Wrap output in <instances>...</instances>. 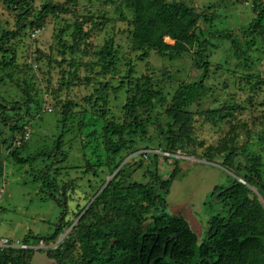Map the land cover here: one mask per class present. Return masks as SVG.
<instances>
[{
  "label": "rangeland",
  "instance_id": "obj_1",
  "mask_svg": "<svg viewBox=\"0 0 264 264\" xmlns=\"http://www.w3.org/2000/svg\"><path fill=\"white\" fill-rule=\"evenodd\" d=\"M26 1L31 10L20 20L25 9L14 10L0 0V36L14 31L17 21L22 25L6 45L14 53V64L0 68V103L16 107L27 96L31 98L30 112L23 116L30 135L20 154L27 158L44 153L51 160L44 156L18 165L8 156L10 127L18 115L5 111L6 122L0 123V238L22 242L31 236L28 264H56L49 258L51 249L77 250L78 244L72 243L77 215L118 170L111 174L103 165L94 167V175L91 165L99 159L106 161L101 143L103 118L117 123L124 119L126 88L121 85L130 69L133 76H149L162 87L166 101L156 106L152 117L163 122L174 91L206 76L205 90L186 109L192 120L172 153L175 156L163 155L165 151L157 147L161 139L155 127L148 125L145 142L136 138L132 146L136 151L123 154L124 180L150 183L155 174L165 180L176 169L177 179L165 197V212L182 216L198 242L205 239L211 217L227 216L229 202L216 200L218 193L211 196L214 188L228 187L234 179L245 183L241 176L247 175V164L241 155L233 159L238 173L222 167L221 156L213 163L206 161L207 148L221 145L230 126L236 127V145L257 158L264 182V28L249 29L256 20L254 7L260 4L264 12V0H166L183 2L201 15L196 26L200 42L189 53L149 51L142 60L131 48L132 13L120 0H74L66 4V12L45 17L42 28L30 24L37 11L44 4L67 0ZM78 21H83L82 31L88 34L79 47L71 49ZM107 41L117 51V61L113 69L103 71L97 53ZM0 58L8 56L0 54ZM202 62L206 72L199 68ZM68 106L72 115L63 122ZM231 106L240 109L223 120H208L201 114L217 109L227 112ZM45 171L57 189L54 192L41 184ZM246 185L264 206L261 183L248 180ZM61 219L63 225L68 224L50 238ZM64 261L70 264L68 256Z\"/></svg>",
  "mask_w": 264,
  "mask_h": 264
},
{
  "label": "trees",
  "instance_id": "obj_2",
  "mask_svg": "<svg viewBox=\"0 0 264 264\" xmlns=\"http://www.w3.org/2000/svg\"><path fill=\"white\" fill-rule=\"evenodd\" d=\"M72 1L74 0H67L62 4H44L30 24L42 28L45 17L66 12V4ZM3 4L14 10L25 9L18 17L20 20L31 10V4L26 0H3ZM120 4L132 13L131 48L139 53V60L146 58L149 51L161 55L189 53L200 42L196 26L201 15L183 2L120 0ZM253 11L256 13V20L249 29L255 31L264 28V12L260 4ZM82 26L83 21L75 22L71 49L79 47L88 34L82 31ZM21 28L22 25L17 21L14 31L1 34L0 54L7 55L8 58H0V68H8L14 64V53L6 45ZM97 55L103 71L113 69L117 61V51L111 41H107ZM199 68L207 71L203 62ZM128 74L126 82L121 83L126 88L124 119L117 123L103 118L101 143L106 161L103 163L99 159L97 164L91 165L94 175L97 173L95 168L103 165L110 168L111 174L118 170L107 183H103L77 215L79 219L73 228L72 240L73 245L78 244L77 250L70 247L61 251L51 249L48 251L51 255L47 253L49 258L54 259L56 264H66V256L69 257L70 264H149L162 255L165 247L163 259L153 264H264V207L246 185L248 180L259 181L264 190V182L261 181L263 172L257 158L248 156L244 153L243 146L236 145V127L233 125L227 132L228 138L218 147H208L205 157L208 163H213L216 156H221L222 167L234 170L233 159L241 155L247 164V175L241 176L245 183L234 179L228 187L214 188L211 196L218 193L215 199L229 202V208L226 217L215 215L209 219L206 237L201 242H198L197 235L182 216L165 212V197L177 179L176 169L165 180L155 174L150 183L130 182L121 177L125 166L124 164L120 167L124 152L136 151L132 148L136 138L141 137L145 142L148 125L155 127L162 142L157 147L163 149V153L172 154L176 150L192 120L191 113L186 109L205 90L206 76L204 74L197 82L182 84L174 91L165 110L166 121L163 122L161 118L153 120L152 117L156 106H161L166 101L162 87L149 76H133V69ZM30 103L29 96L16 107H6L0 103V123L6 122L3 118L5 111L18 115L16 122L10 127L12 135L7 147L11 149L8 156L18 165L35 162L44 156L51 160V156L44 153L27 158L20 154L26 132L23 116L29 114ZM70 108L66 107L63 122L72 115ZM239 109L231 106L227 107V112L217 109L206 110L201 114L208 120H215L217 117L223 120L233 110ZM18 141H21L20 145ZM55 151L58 152V147ZM152 157L155 159V155ZM234 171L238 173L237 170ZM1 172L0 167V174ZM40 181L49 192L57 190L47 171L43 173ZM62 219L50 238L56 237L62 227L68 224L63 225ZM29 238L32 237L26 235L22 243L28 245ZM31 254V249H7L0 254V264H28Z\"/></svg>",
  "mask_w": 264,
  "mask_h": 264
},
{
  "label": "built area",
  "instance_id": "obj_3",
  "mask_svg": "<svg viewBox=\"0 0 264 264\" xmlns=\"http://www.w3.org/2000/svg\"><path fill=\"white\" fill-rule=\"evenodd\" d=\"M26 132L24 133V137L23 140H27L29 138V128L25 127ZM20 142H18V145ZM164 156H175L169 153H163ZM240 182L241 179H238ZM1 196V195H0ZM30 247L28 245L23 244L22 242L19 241H15L12 242L11 240L7 239V238H0V254L7 250V249H15V250H26L29 249Z\"/></svg>",
  "mask_w": 264,
  "mask_h": 264
},
{
  "label": "water",
  "instance_id": "obj_4",
  "mask_svg": "<svg viewBox=\"0 0 264 264\" xmlns=\"http://www.w3.org/2000/svg\"><path fill=\"white\" fill-rule=\"evenodd\" d=\"M120 166H121V165H120ZM106 183H107V182H106ZM218 195H219V194H217L216 196H218ZM215 198H216V197H215ZM263 207H264V206H263ZM164 255H165V247L163 248L162 255H161L159 258H156V259L152 260L149 264H153L154 262L163 259Z\"/></svg>",
  "mask_w": 264,
  "mask_h": 264
}]
</instances>
